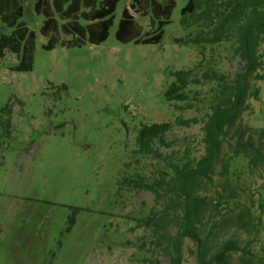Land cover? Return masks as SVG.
I'll use <instances>...</instances> for the list:
<instances>
[{
	"label": "rangeland",
	"instance_id": "1",
	"mask_svg": "<svg viewBox=\"0 0 264 264\" xmlns=\"http://www.w3.org/2000/svg\"><path fill=\"white\" fill-rule=\"evenodd\" d=\"M17 1L24 7L21 21L37 38L31 71L14 70L20 59L10 52L0 59V264H169L166 256L141 247L150 232L138 221L157 207L154 194L124 182L136 175L154 178L164 165L162 158L138 152L137 130L179 115L204 117L217 83L199 86L194 108L178 110L165 98L170 72L192 69L200 61L201 72L216 70L234 79L243 66L236 53L239 29L252 17L251 8L241 22L224 24L227 37L219 43L200 50L177 40L208 35L233 7L257 0H198L185 25L180 10L188 0H166L176 8L159 44L116 39L122 12L133 2L120 0L106 41L81 47L60 41L50 51L42 48L48 40L41 34L45 17L35 13V1ZM143 1L146 7L131 13L145 33L156 7ZM258 51L264 54V43ZM252 86L259 87V99H249V110L227 129L228 174L217 166L201 194L221 211L211 239L234 235L241 246L249 242L258 264H264V80ZM202 138L201 122L174 125L165 135L173 147L158 144L157 149L165 157L188 145L198 157L204 152ZM247 140L263 158L252 151L235 155L233 144ZM71 206L81 211L74 215ZM190 248L194 245L186 241L183 264H197ZM239 256L233 255L232 264Z\"/></svg>",
	"mask_w": 264,
	"mask_h": 264
},
{
	"label": "trees",
	"instance_id": "2",
	"mask_svg": "<svg viewBox=\"0 0 264 264\" xmlns=\"http://www.w3.org/2000/svg\"><path fill=\"white\" fill-rule=\"evenodd\" d=\"M34 11L45 17L41 34L48 38L42 46L44 50H53L60 41L62 46L81 47L87 42L99 45L106 41L116 19V9L120 0H34ZM133 0L129 8H125L119 21L115 36L119 42H134L135 44H159L164 36L165 27L171 23V15L176 8L172 1L151 0L150 5L156 8L152 13L150 27L145 33L144 26L136 22L131 10L141 12L146 2ZM264 0L240 3L239 9L227 15L223 23H219L208 35L204 32L178 42L216 44L224 40L229 20L239 23L245 16L247 8H251L252 17L239 29L237 55L243 66L234 79L218 73L216 70L199 69V63L192 69L171 71V81L165 91V98L170 103H176L178 110L194 108L193 100L200 91L198 87L216 82L211 89L209 102L204 117L183 118L177 116L173 122L143 124L137 130L136 143L138 152L162 158L164 165L157 170L155 177L145 179L126 178L124 182L133 184L135 188L151 191L155 196L157 207L152 208L148 215L139 219V226L150 232L148 239L141 245L148 251L159 253L168 258L169 264H183L186 260L184 246L186 241L194 245L190 248L197 264H232V257L240 253L237 264H258L259 256L252 252L250 243L239 244L236 236L219 242L211 239L216 234L218 223L215 220L221 211L218 205L210 202L201 194L207 183L213 182L216 167L220 166L223 176L228 174L231 158L225 159L223 147L227 142V129L234 122L241 120L242 114L249 110V99H259V87H253L252 82L264 80V54L258 51L264 43V11L260 7ZM141 6V7H140ZM199 7L198 0H188L181 8L182 23L185 25L186 14H193ZM24 7L17 0H0V59L7 52L20 59L14 70L19 72L33 69L36 34L21 21ZM225 24V25H224ZM207 34V33H206ZM72 35V39H67ZM63 39V40H62ZM66 87V86H65ZM192 87L197 88L194 91ZM191 94H194L193 96ZM184 104V105H177ZM203 123L204 152L192 156L187 145L183 150L171 149L163 157L157 145L173 147V142L165 139L174 125L190 127ZM260 136H264V130ZM235 155L248 154L252 151L255 158H263L260 151L250 141H237L233 144ZM241 149V150H239ZM252 161V160H251ZM74 215L81 211L72 207ZM208 213L207 219L205 214ZM239 225L247 227L248 223L239 219ZM74 224V219L71 225ZM70 225V226H71ZM70 226L67 228L69 231Z\"/></svg>",
	"mask_w": 264,
	"mask_h": 264
}]
</instances>
